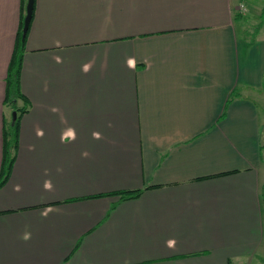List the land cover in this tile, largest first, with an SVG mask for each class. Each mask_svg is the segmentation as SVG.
I'll use <instances>...</instances> for the list:
<instances>
[{
	"label": "crops",
	"instance_id": "0c3cea01",
	"mask_svg": "<svg viewBox=\"0 0 264 264\" xmlns=\"http://www.w3.org/2000/svg\"><path fill=\"white\" fill-rule=\"evenodd\" d=\"M242 1H34L0 264H264V0ZM22 6L0 0V172Z\"/></svg>",
	"mask_w": 264,
	"mask_h": 264
},
{
	"label": "trees",
	"instance_id": "16d2710c",
	"mask_svg": "<svg viewBox=\"0 0 264 264\" xmlns=\"http://www.w3.org/2000/svg\"><path fill=\"white\" fill-rule=\"evenodd\" d=\"M27 0H23L22 20L18 31L15 50L9 65L7 75V89L4 100L5 106L9 107L12 112H17V118L12 121L10 127H4L3 133V162L0 172V187L6 182L9 177L15 160V150L18 142V130L20 117L25 114L30 106L28 98L22 93L20 87V75L22 67V58L25 47V37L23 38V20L26 13ZM21 102V105H20ZM141 190L121 192V197L125 199L137 197Z\"/></svg>",
	"mask_w": 264,
	"mask_h": 264
},
{
	"label": "water",
	"instance_id": "95a60500",
	"mask_svg": "<svg viewBox=\"0 0 264 264\" xmlns=\"http://www.w3.org/2000/svg\"><path fill=\"white\" fill-rule=\"evenodd\" d=\"M34 1L35 0H27L26 13H25V17L23 20V38L26 36L30 22L32 20L33 10H34ZM16 118H17V112L14 111L12 113V120L15 121Z\"/></svg>",
	"mask_w": 264,
	"mask_h": 264
},
{
	"label": "rangeland",
	"instance_id": "374dc122",
	"mask_svg": "<svg viewBox=\"0 0 264 264\" xmlns=\"http://www.w3.org/2000/svg\"><path fill=\"white\" fill-rule=\"evenodd\" d=\"M246 1V0H245ZM244 1V2H245ZM242 3V2H241ZM247 6V5H246ZM256 8V6H253L250 10V16H251V20L252 19H255V17H256V10H254ZM260 21H262L263 22V25H264V14L263 15H261V19H259ZM263 114H264V110H263ZM262 114V115H263Z\"/></svg>",
	"mask_w": 264,
	"mask_h": 264
},
{
	"label": "clouds",
	"instance_id": "9594fccd",
	"mask_svg": "<svg viewBox=\"0 0 264 264\" xmlns=\"http://www.w3.org/2000/svg\"><path fill=\"white\" fill-rule=\"evenodd\" d=\"M85 71H87V66L85 67ZM29 238H30V237H29L28 234H25V235L23 236V239H24V240H27V239H29ZM174 244H175V241H174V240H169V241L166 242V246H168L169 248L173 247Z\"/></svg>",
	"mask_w": 264,
	"mask_h": 264
},
{
	"label": "built area",
	"instance_id": "2783aa9c",
	"mask_svg": "<svg viewBox=\"0 0 264 264\" xmlns=\"http://www.w3.org/2000/svg\"><path fill=\"white\" fill-rule=\"evenodd\" d=\"M239 8L242 12H246L247 11L246 3L242 1V3L239 5Z\"/></svg>",
	"mask_w": 264,
	"mask_h": 264
}]
</instances>
